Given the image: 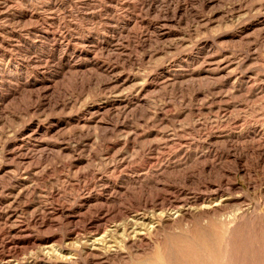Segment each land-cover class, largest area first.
Segmentation results:
<instances>
[{
  "label": "rangeland",
  "instance_id": "rangeland-1",
  "mask_svg": "<svg viewBox=\"0 0 264 264\" xmlns=\"http://www.w3.org/2000/svg\"><path fill=\"white\" fill-rule=\"evenodd\" d=\"M0 168V264H264V0H0Z\"/></svg>",
  "mask_w": 264,
  "mask_h": 264
},
{
  "label": "bare ground",
  "instance_id": "bare-ground-1",
  "mask_svg": "<svg viewBox=\"0 0 264 264\" xmlns=\"http://www.w3.org/2000/svg\"><path fill=\"white\" fill-rule=\"evenodd\" d=\"M36 130V129H35ZM16 151V150H15ZM23 152V151H22ZM0 172H1V168H0ZM148 175V174H147ZM143 177V176H142ZM11 180V179H10ZM17 188V187H16ZM18 192V191H17ZM16 192V193H17ZM205 192V191H204ZM220 194V189L216 188V189H212L211 191H209V193L205 194V195H200L196 198V200H190V199H186L184 198L183 201H177L176 199L172 200L170 199V197H165V196H156L155 199L152 200H146L145 201V205H152V206H167L168 208V212H170L169 216L166 218L167 221H170L172 223H175L178 220H183L185 218H189L191 216L197 215V216H204L210 213H217L218 211H220L222 208H225V206L227 207V205H230L229 202L231 201L230 197H224L223 196H219ZM221 195V194H220ZM160 201V203H158ZM198 201H202V203H197ZM199 204V205H198ZM234 206V205H233ZM68 208V207H67ZM67 208L60 207L57 210V212H59L62 216H66L67 219L73 220L74 216L71 215L70 211L67 210ZM80 208V207H79ZM154 208V207H153ZM84 211V210H83ZM89 211V210H88ZM111 211V210H110ZM97 212V211H96ZM83 213V212H82ZM220 213V212H219ZM78 214V213H77ZM145 214V213H144ZM144 214H137L134 217V219L132 220L130 218L128 225L133 233L132 236L128 237L127 241L129 243H131V245H139L140 247L142 246L141 244H147V236H148V232L146 233L144 230L145 228L144 225V221L146 219V216ZM4 213L0 212V221L3 219L4 217ZM84 215V214H83ZM218 215V214H217ZM215 215V216H217ZM9 216V215H8ZM11 216V215H10ZM79 216V215H78ZM104 216V214H103ZM102 216V213L98 212V214H96L93 217H90L86 220V225L84 223V225L89 229V227H93L95 228V232L93 231V233H90V236L88 237L87 242L85 243V245L83 246V250L85 251L86 255H94L95 253H98V255L103 258V259H107L113 255L119 254L120 253V249L117 246H106V244H108L110 242L111 239H106L104 235H101L100 238H97V236L100 234V227L104 224L100 222H102L103 220H105L106 218ZM129 216V215H128ZM128 218V217H127ZM232 218V217H231ZM50 219V218H49ZM78 219V217H77ZM80 219V218H79ZM164 219V218H163ZM198 219V218H197ZM148 220V219H147ZM162 220V219H161ZM76 222V221H75ZM74 223V222H73ZM149 223V222H148ZM158 224V222L156 223ZM153 225V224H151ZM155 225V224H154ZM78 226V225H77ZM115 226V225H114ZM119 226V225H118ZM149 227V225H148ZM176 227V226H175ZM118 228V227H117ZM150 228H152V230L154 232L157 231V229L159 227L156 226H150ZM78 229V228H77ZM103 229V228H102ZM119 229V228H118ZM70 230V229H69ZM116 230V229H115ZM129 230V229H128ZM149 230V229H148ZM151 230V229H150ZM149 230V231H150ZM86 231V230H85ZM103 231V230H102ZM126 231V230H124ZM152 231V232H153ZM76 232H78L76 230V228L72 229V231L70 230V232L68 233V235L70 236V238L76 234ZM84 232V231H83ZM105 232V231H104ZM103 232V234H104ZM108 232V231H107ZM129 232V231H128ZM127 232V233H128ZM102 233V232H101ZM130 233V232H129ZM77 235V234H76ZM84 235V234H83ZM18 236V235H17ZM108 236V235H107ZM127 237V236H126ZM108 238V237H107ZM125 240V239H124ZM5 241V240H4ZM13 241H16L15 239H13ZM112 242V241H111ZM127 242V243H128ZM12 243V242H11ZM53 243V242H52ZM114 243V242H113ZM114 245V244H113ZM48 248H50L51 246H48ZM67 247V246H66ZM121 248V247H120ZM67 249V248H66ZM97 255V256H98ZM77 259V258H75ZM75 261L74 259H71L70 262ZM87 261V260H86Z\"/></svg>",
  "mask_w": 264,
  "mask_h": 264
}]
</instances>
